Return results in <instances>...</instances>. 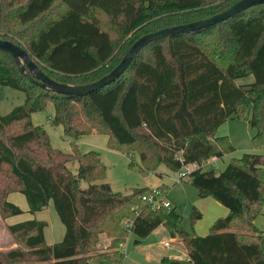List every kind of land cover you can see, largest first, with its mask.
<instances>
[{
  "label": "trees",
  "instance_id": "obj_1",
  "mask_svg": "<svg viewBox=\"0 0 264 264\" xmlns=\"http://www.w3.org/2000/svg\"><path fill=\"white\" fill-rule=\"evenodd\" d=\"M239 0H0V40L23 48L48 77L66 85H86L110 73L142 36L196 22L223 12ZM264 5L197 31L156 40L142 49L114 82L83 97L53 93L23 76L12 57L0 51L3 88L25 95L24 103L0 115V215H20L11 193L25 197L28 213L51 203L64 226L63 239L47 245L46 222L6 226L21 248L0 253V264H121L117 250L128 233L140 240L163 226L174 236L173 209L153 210L141 197L153 189L114 193L102 181L106 168L97 152L81 153L77 140L98 134L109 149L136 152L141 170L159 165L171 172L222 158L234 147L217 129L228 120L248 118L252 143L264 146ZM264 66V64H263ZM253 76L249 84L238 80ZM51 103L53 124L71 139L70 153L53 149L46 131L30 115ZM75 161L77 172L67 164ZM199 198L227 209L203 237L184 244L191 264H264V235L254 220L264 207V159L244 154L218 175L198 168L188 174ZM89 187L82 189L80 183ZM158 197L167 188H155ZM201 214L194 209L192 223ZM131 221L129 229L124 222ZM115 253L99 252V236ZM179 264L178 261H169Z\"/></svg>",
  "mask_w": 264,
  "mask_h": 264
},
{
  "label": "rangeland",
  "instance_id": "obj_2",
  "mask_svg": "<svg viewBox=\"0 0 264 264\" xmlns=\"http://www.w3.org/2000/svg\"><path fill=\"white\" fill-rule=\"evenodd\" d=\"M264 58L255 65V76H260L264 68ZM255 77L250 76L238 80L240 84H249ZM263 80L264 77H259ZM25 95L18 90L4 87L2 101L0 103V115L5 116L13 108L24 103ZM54 117V107L51 103L47 107L37 113L30 115L31 122L35 126L42 127L50 141L53 149L59 150L64 154H69L71 139L63 134L62 127L54 125L52 120ZM247 117L244 119L228 120L222 124L216 132L217 137H227L234 147V150L217 159L215 164L207 165L204 170H213L218 175L228 165L232 159H240L244 154H256L264 156V146L256 147L252 143V137L255 131L252 130L247 123ZM78 149L81 153L94 151L99 153L100 159L106 168L104 180L95 184H109L114 193L128 194L133 189H150L159 186L167 188L166 200L171 203V208L179 217L177 231L174 236L162 225L157 227L148 237L140 240V244L136 245L134 241L137 239L134 235L128 233L123 244H119L117 250L124 253V259L121 264H161L163 257H167L170 253L178 249L185 248V240L191 239L199 234L207 235L209 232L206 223L216 218L214 207L206 205L204 198H199L197 190L189 183L188 177L179 180V172H171L165 166L159 165L155 171H143L139 156L136 152H132L126 156L121 151L109 149L107 146V137L105 135L92 134L82 136L77 140ZM71 173L77 172V163L75 161L67 164ZM3 181V176H0ZM80 187L86 189L88 183L81 182ZM207 201L216 202L208 198ZM8 201L18 206L22 213L13 216L7 220L8 224L21 222L29 219H35L33 214L28 213V205L25 197L20 193H11L8 195ZM223 209V206H220ZM196 209L201 217L192 223V213ZM227 211V209H226ZM36 218L48 223L46 230L47 240L59 243L64 236V226L60 222L52 204L38 213ZM255 227L264 235V207L261 213L254 220ZM99 236L97 249L99 252L113 254L116 248L111 247V239L106 240ZM205 235L199 236L203 237ZM167 243V246H164ZM21 248L8 234L6 225L0 215V253H6L12 249ZM96 263V262H95ZM94 263V264H95ZM100 264V263H96ZM105 264H111L107 262Z\"/></svg>",
  "mask_w": 264,
  "mask_h": 264
},
{
  "label": "water",
  "instance_id": "obj_3",
  "mask_svg": "<svg viewBox=\"0 0 264 264\" xmlns=\"http://www.w3.org/2000/svg\"><path fill=\"white\" fill-rule=\"evenodd\" d=\"M264 5V0H239L226 10L209 18L199 20L192 23L164 28L159 31L146 34L140 37L126 52L122 60L107 75L97 81L86 85H66L54 81L48 77L35 63L34 59L18 45L7 41L0 40V51L9 54L19 72L25 76L31 83L56 94L66 96L83 97L90 95L103 87L114 82L126 69L130 66L139 52L147 47L150 43L166 37L185 34L199 29L214 26L220 22L226 21L231 17L246 11L249 8ZM190 239L185 240V244H189ZM179 264H191L189 261H178Z\"/></svg>",
  "mask_w": 264,
  "mask_h": 264
},
{
  "label": "crops",
  "instance_id": "obj_4",
  "mask_svg": "<svg viewBox=\"0 0 264 264\" xmlns=\"http://www.w3.org/2000/svg\"><path fill=\"white\" fill-rule=\"evenodd\" d=\"M247 123H248V121H247ZM262 156V155H261ZM263 157V159H264V156H262ZM216 163V162H215ZM109 185V184H108ZM157 188V187H156ZM150 189H155V188H150ZM7 200H8V198H7ZM204 203L208 206V205H211V206H213L214 207V212H215V215H216V218H214V219H212V220H210L211 222H208V223H206V225H208V228L210 229V227L212 226V224L218 219V218H223V217H225L227 214H228V211H226V209H223V208H221L220 206V204H218V203H216L217 205H213V204H215V203H212V201H207V200H209L208 198H204ZM47 208V207H46ZM45 208V209H46ZM45 209H43L42 211H44ZM42 211H40V212H37V213H35V214H33L32 216H34L35 217V219H29V220H36V221H41V220H38L37 218H36V215L38 214V213H41ZM9 218H11V217H9ZM9 218H6L5 220H3V222H4V224L6 225V226H11V225H15V224H18V223H21V222H24V221H21V222H16V223H12V224H8V222H7V220L9 219ZM25 221H28V220H25ZM42 222H45V221H42ZM47 223V222H46ZM47 228H48V223H47V227L44 229V239H45V243L47 244V245H53V244H56V243H54V242H52V241H48L47 240V235H46V230H47ZM208 229V230H209ZM209 233V232H208ZM202 235H205V234H199V232H198V234L196 235V236H194V237H199V236H202ZM206 236V235H205ZM102 237V239L103 240H106V237L104 236V235H102L101 236ZM193 237V238H194ZM165 246V245H164ZM189 261V258H188V253H187V250H186V248H184V249H178L177 251H174L173 253H170L167 257L165 256V257H163L162 259H161V261H160V263L161 264H170L169 263V261ZM99 263V262H97L96 260H92L90 263L91 264H94V263ZM107 262H110L111 264H116V263H113V262H111V261H105V262H102V263H100V264H105V263H107ZM95 263V264H96Z\"/></svg>",
  "mask_w": 264,
  "mask_h": 264
},
{
  "label": "built area",
  "instance_id": "obj_5",
  "mask_svg": "<svg viewBox=\"0 0 264 264\" xmlns=\"http://www.w3.org/2000/svg\"><path fill=\"white\" fill-rule=\"evenodd\" d=\"M217 161L216 158H208L203 162L201 166H198L197 164H190L184 166L180 171H179V180L182 181L185 179L189 173L192 171L198 169L199 167L204 169L205 166L215 164ZM166 197H158V192L153 189L151 193L145 194L141 197V201L148 205L151 209L153 210H158V209H165V210H170L171 208V203L165 199ZM132 226L131 221H126L123 224V227L126 229H129ZM122 246V245H121ZM167 246V243L165 244Z\"/></svg>",
  "mask_w": 264,
  "mask_h": 264
}]
</instances>
